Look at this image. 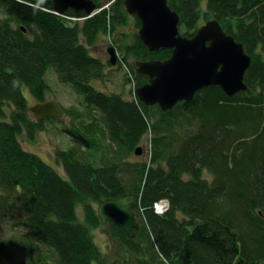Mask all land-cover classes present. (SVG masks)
I'll list each match as a JSON object with an SVG mask.
<instances>
[{"label": "trees", "instance_id": "16d2710c", "mask_svg": "<svg viewBox=\"0 0 264 264\" xmlns=\"http://www.w3.org/2000/svg\"><path fill=\"white\" fill-rule=\"evenodd\" d=\"M92 1L101 9L109 0ZM167 2L183 36L218 20L244 45L252 57L246 91L230 97L206 87L169 111L106 93L92 82L106 79L107 65L88 49L101 35H116L136 89L149 81L138 61L172 54L151 52L139 33L132 43L119 35L131 18L141 27L125 0L74 25L49 12L52 0H0V261L18 246L27 264L264 263V0ZM51 72L83 97L84 111L61 105L73 121L64 129L72 146L55 153L66 178L20 141L63 123L33 120L24 94L26 87L36 103L48 101ZM146 137L147 158L128 160ZM127 196L141 225L135 239L97 213L100 202ZM95 230L109 249L99 247Z\"/></svg>", "mask_w": 264, "mask_h": 264}, {"label": "water", "instance_id": "95a60500", "mask_svg": "<svg viewBox=\"0 0 264 264\" xmlns=\"http://www.w3.org/2000/svg\"><path fill=\"white\" fill-rule=\"evenodd\" d=\"M53 9L65 14L70 9L84 12L92 18L99 9L92 0H52ZM129 15L141 21L139 37L151 52L172 50L166 60L138 61L136 71L149 78L148 83L137 88L139 101L146 106H158L169 111L181 102H191L206 87L219 86L230 97L246 91L245 75L252 57L242 43L228 34L218 20L207 21L189 38L180 31V17L167 0H125ZM24 29V28H23ZM110 62L115 65L118 55L114 47L108 49ZM36 119L63 120L66 112L56 99L39 102L29 108ZM142 147L135 154H142ZM135 199L127 196L106 199L99 203L97 213L104 224L113 223L130 238H136L141 228L132 209ZM222 242L229 247L226 239Z\"/></svg>", "mask_w": 264, "mask_h": 264}, {"label": "rangeland", "instance_id": "374dc122", "mask_svg": "<svg viewBox=\"0 0 264 264\" xmlns=\"http://www.w3.org/2000/svg\"><path fill=\"white\" fill-rule=\"evenodd\" d=\"M108 1V0H106ZM116 0H109L108 3H104L102 9L110 8V6L115 3ZM1 19V14H0ZM23 29V26H22ZM121 32H119V35L122 33L127 34L125 36L128 43H132V40L134 36L139 33V27H137V24L135 22V18H131L129 24L126 27L121 28ZM24 32H27V29L24 27ZM31 36V35H30ZM117 37L116 35H105L100 36L99 39L96 41V43L92 46H88V49L90 51V54L98 59H101L106 65V73L107 77L106 79L102 80H93V84L95 87H97L99 90L104 91L106 93H117L121 94L124 99L133 101L136 99V87L135 82L132 79L133 74L128 70L127 66L123 64V66L120 64V60L123 58L116 46ZM118 45V43H117ZM110 47H115L116 52L118 55V61L115 65H111L110 62V55L108 53V49ZM47 80L50 83L51 90L47 94V97L49 100L56 99L61 105L65 108L70 107H77L80 108L82 111H84V106L81 104V100H83V97L78 95V93L67 84L60 83L56 75L51 72V74L47 75ZM148 83V82H147ZM24 94L26 98L28 99L29 106H32L36 103V100L31 97V93L28 90V88L25 87ZM136 95V96H135ZM81 99V100H80ZM97 120H99L101 123H103V114L99 111L95 112ZM33 120H37L32 115ZM63 123H47L46 124V130L38 132L34 139H30L25 133L20 136V141L25 148L26 151L36 153L38 156H40L45 162L48 164L54 166L58 172L63 175L66 178V173L63 169V167L56 163L55 160V153L58 149H67L70 146H72L71 140L69 139L68 135L64 132L65 128L73 127V121L72 119L65 117L64 120H62ZM148 138L144 139L143 143L140 147H142V154L140 156L133 155L128 157V160L130 161H137L141 159L147 158L148 153ZM206 178L210 177L208 173L205 174ZM165 204V210L168 208V202H162L159 205ZM157 213L162 211L156 210ZM78 213L80 218H83V210L81 207L78 208ZM160 213V214H161ZM96 242L99 244V247L105 251V249H109L110 243L108 241V237L106 234H104L101 230H95L93 232ZM110 244V245H109ZM15 248L12 249V253H10V256H8V253L6 254V258H2L0 263L2 264H27L26 258L24 257V254L21 252V249L18 246H14ZM238 264V263H237ZM264 264V263H262Z\"/></svg>", "mask_w": 264, "mask_h": 264}, {"label": "bare ground", "instance_id": "6f19581e", "mask_svg": "<svg viewBox=\"0 0 264 264\" xmlns=\"http://www.w3.org/2000/svg\"><path fill=\"white\" fill-rule=\"evenodd\" d=\"M72 9H70V11H71ZM73 11H75V10H73ZM49 12L50 13H52V14H55V15H57V16H67L68 18V20L71 22V24L72 25H74L75 23H80V24H82L86 19H88V18H86V16L85 17H82V18H79V17H75V16H68V12L69 11H67L65 14H59V13H57V12H55L54 11V9H52V10H49ZM76 12V11H75ZM77 13H84V12H77ZM24 28V27H23ZM115 48V47H114ZM116 49V48H115ZM39 103V102H38ZM36 104V103H35ZM34 104V105H35ZM33 106V105H32ZM32 106H30V107H32ZM29 107V108H30ZM30 112V111H29ZM31 113V112H30ZM32 114V113H31ZM33 115V114H32ZM34 116V115H33ZM99 205V204H98ZM97 208H98V206H97ZM100 218V217H99ZM102 221V220H101ZM104 224V223H103Z\"/></svg>", "mask_w": 264, "mask_h": 264}, {"label": "built area", "instance_id": "2783aa9c", "mask_svg": "<svg viewBox=\"0 0 264 264\" xmlns=\"http://www.w3.org/2000/svg\"><path fill=\"white\" fill-rule=\"evenodd\" d=\"M162 202H160V203H158V204H156V206H155V208H156V210H158V211H162V213H164L165 211V204H163V205H159V204H161ZM166 210H167V208H166ZM159 213H161V212H159Z\"/></svg>", "mask_w": 264, "mask_h": 264}, {"label": "flooded vegetation", "instance_id": "af4514ba", "mask_svg": "<svg viewBox=\"0 0 264 264\" xmlns=\"http://www.w3.org/2000/svg\"><path fill=\"white\" fill-rule=\"evenodd\" d=\"M70 11V10H69ZM62 18L64 19H67L68 17L67 16H61ZM68 20V19H67ZM69 21V20H68ZM70 22V21H69ZM71 23V22H70ZM112 65V64H111Z\"/></svg>", "mask_w": 264, "mask_h": 264}]
</instances>
